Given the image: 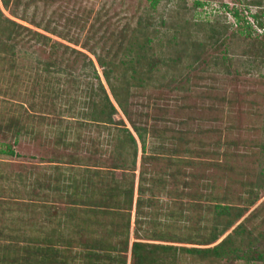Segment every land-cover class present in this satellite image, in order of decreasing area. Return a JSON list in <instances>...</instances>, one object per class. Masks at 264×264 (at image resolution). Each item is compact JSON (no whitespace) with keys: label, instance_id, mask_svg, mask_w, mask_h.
I'll use <instances>...</instances> for the list:
<instances>
[{"label":"rangeland","instance_id":"1","mask_svg":"<svg viewBox=\"0 0 264 264\" xmlns=\"http://www.w3.org/2000/svg\"><path fill=\"white\" fill-rule=\"evenodd\" d=\"M154 1L21 0L17 6L15 0L8 5L0 0L3 16L50 36V43L57 40L69 46L68 49L56 43L51 52L50 45L27 43V35L16 42L8 41L6 35L0 40V148L7 150L0 152V264H108L109 252L126 254L127 264H134V241L147 243L146 249L162 244L215 246L233 234L240 223H245L246 230L259 236V245H264V188L236 224L206 244L215 222L225 224L227 220L217 216L210 206L212 200L206 196L210 192L222 196L227 190L234 197V204L240 205L242 201L236 198L240 194L247 196V184L256 181L264 169V66L254 50L248 52L249 39L240 34L232 36L233 31H244L248 26L245 20L256 30L254 36L264 32L253 17L254 13L264 11V0ZM89 10L91 16L84 22L82 12ZM235 12L242 20L237 21ZM76 16L81 22L66 32L74 40L36 24L55 17L61 21L60 29L67 31L65 19ZM122 26H129L128 38L133 35L144 46H135L129 55L120 51L115 57L107 49L119 46ZM226 26L227 32L214 37L222 39L226 35L228 50L224 44L201 47L197 60L194 44L212 37L213 30L227 29ZM173 32L179 40L183 36L193 37L175 50L170 46ZM138 53L143 55L140 63L136 59ZM225 54L226 67L222 61L217 65L218 60L212 59L216 55L221 60ZM99 56L107 64L117 61V80L113 83L121 87L122 94H129L128 115L115 101ZM62 57L63 70L42 71L49 59L61 63ZM89 60L94 62L93 67L118 111L113 115V123L97 121L106 131L99 132L100 138L95 140L99 153L88 162L83 147L85 140H90V132L97 136V128L94 124L83 127L79 123L90 122L84 118L89 115L83 117L78 110L68 109H82L84 104L76 102L93 95L91 87L98 86V80H91L80 66ZM90 70L87 67L85 72ZM144 128L150 149L167 139L168 146L172 141L178 145L181 138L182 146L190 144L194 152L180 155L188 158L185 171L190 173L186 175L198 179L185 185L180 175L175 179L158 174L162 179L154 183L155 205L147 207V213L154 214L148 213L144 222L128 228L123 217L126 210L117 208L110 199L104 201L105 206L96 203L102 201V192L112 185L113 175L121 179L134 172L138 188L140 171L132 169L137 145V163L141 166L140 133ZM130 134L135 136L137 145L130 140ZM114 148L124 153L117 159L108 158L105 152L111 156ZM11 149L14 153L8 152ZM168 157L170 154L165 151V156L150 167L157 171L165 169ZM115 161L124 166L111 169ZM227 161L232 164L231 169ZM138 197L134 196L132 218L137 216ZM100 241L115 246V250H102ZM87 252L90 257L84 255ZM155 253V259H148L146 264L202 261L200 256L180 249H160ZM204 263L264 264V260L215 259Z\"/></svg>","mask_w":264,"mask_h":264},{"label":"trees","instance_id":"2","mask_svg":"<svg viewBox=\"0 0 264 264\" xmlns=\"http://www.w3.org/2000/svg\"><path fill=\"white\" fill-rule=\"evenodd\" d=\"M47 1V0H45ZM158 0L154 1V4ZM10 0H4V3L8 5ZM21 0H15V4L18 6V3H20ZM259 5H261V1H257ZM89 11H84L82 12V18L84 22H87L89 20L91 14ZM235 17L237 21L242 20V17L238 12H235ZM256 26L259 29H264V11L253 14ZM35 19V18H34ZM36 20V19H35ZM33 20V21H35ZM65 25H67L69 28L67 29H60V24L61 21L57 20V18L51 17V19H46V23L42 24L41 22H37L36 24L39 25H44L45 29L53 34H57L58 36L68 38L67 33L68 31H72L73 27L77 25L80 21L78 16L73 17V18H66L65 19ZM245 22L248 24V26L245 27L244 31H233L232 36L235 35H242L245 39H249L250 42H248L250 48L248 49V52L255 51L254 54L256 55V58H260V61L262 62L264 66V32L262 31L259 33L261 38L259 37V34H256L255 36L253 35V32L256 31L255 29L252 28V24L248 21L245 20ZM94 28V26L92 27ZM227 29L225 30H213V36L209 38H202L201 41L199 40L196 44V51L194 52V56L196 59H200L201 52L199 53V48H204V47H209L212 46L214 47H219L221 45H226L227 46V41L228 38L225 36L221 39L220 37H214L217 34H223L227 32L229 29V26H226ZM98 29V28H97ZM95 30V32L97 31ZM127 30H129V26H122V28L119 30V34H121L122 40H120L119 46L114 50V48L107 49V52L112 54L113 56H117L120 51H123L124 53L127 52L129 53L132 52V50H135V46H137V49H141L140 47L144 46L143 41L138 42V38H135V36L131 35L129 38L126 36L127 35ZM136 29L134 30L135 34ZM211 34V35H212ZM6 35L8 41H14L16 42L18 38L21 39V37L26 36V42H30L33 44H42V46L46 47V45H50V50L52 52L53 49H56V43L64 45L62 42H59L57 40L52 41L50 43V40L52 38L44 33L38 32L36 30H32V28H28L27 26H24L23 24H19L15 20H12L8 17L3 16L1 10H0V40L2 36ZM210 35V36H211ZM170 46L173 48L177 46H181L182 43H185L187 39H190L193 37V35H188V37L183 36L180 40L177 37V35L173 32L170 34ZM16 39V40H15ZM70 40H74L73 37L68 38ZM148 41L150 39L148 38ZM143 43L142 45H140ZM32 44V45H33ZM127 45V47H126ZM140 46V47H139ZM12 47H15V44H13ZM69 49V46H65ZM227 46V50H228ZM129 52H128V50ZM67 50V49H66ZM54 51V50H53ZM75 52V51H74ZM227 54L229 55L228 51ZM225 54L221 60L216 55L212 56V59L218 60L217 65L222 61L223 66L226 67V60L228 58V55ZM114 58V57H113ZM143 55L138 53V56L136 59H138V62L140 63L142 61ZM65 59V58H64ZM63 57L60 58L61 63L57 59H49L48 62L45 63V65H42V71L44 72H50V71H56V70H63L62 68V63H63ZM76 61V57L74 58ZM232 59V58H230ZM98 61L101 63V65L104 68V77L107 80L112 94L115 98V101L119 105L120 108L128 115V99L127 96L129 94H122L121 92V87L118 85L116 86L113 83V80H117V76L115 73L116 71V66H117V61L115 60H110V62L107 64L105 60L102 59L101 56L98 57ZM130 62V60H128ZM77 63V62H76ZM90 63V64H89ZM75 64V62L72 64V66ZM89 64V65H87ZM94 62L92 60H89V62L81 63V67L83 68L84 74L88 76L91 80H98V86L91 87V91L93 92V95H89L86 97V99L83 102H76L77 103H83V108L82 109H75L72 110L73 107H70L68 109V112L70 111H77L79 114H81L83 117L86 115H89V117H84L87 119H90L89 121H82L79 124H81L83 127L88 125L91 126L94 124V126L97 128L98 134L97 136H92V133L90 132L89 137L90 140H85V145L83 147V151L87 150V154H84L83 156L88 159V162L91 161V159H94L93 156L96 153H99V147L96 145L95 140L100 138L99 132L102 130L106 131L104 127H100V124L98 122H105V123H113V115H115L118 111V108L113 104L110 96L107 94L106 88L103 84L102 78L100 77V74L98 73L97 69L93 67ZM134 64H132L133 67ZM79 66V65H78ZM90 68V72H85L86 68ZM136 68V67H134ZM82 71V72H83ZM136 72V70H135ZM114 74V75H113ZM127 93L129 92V89L127 88ZM87 110V112L85 111ZM77 113V112H76ZM98 121V122H97ZM68 128H71L69 126ZM66 129L68 134L70 132L69 129ZM138 129V127H137ZM140 129V128H139ZM127 132L129 131L128 128H125ZM92 131V130H91ZM93 132V131H92ZM142 142H143V155L141 159V166H140V180H139V186H138V192H139V197L137 198V203H136V208H137V217H136V223L140 224L146 220V217H149V214L153 215V211H148L147 210L155 205V199H154V183H157L158 180H161L162 178H159L157 175L158 174H163L166 178L168 175H172L175 179L179 178L180 176L182 177V180L184 181L185 185H189L190 181L194 179L192 182L198 179L197 177H190L187 176L186 174L190 172L185 171V165L188 164V158L181 157L180 154L185 153V155H191L194 152V148L191 147L190 144L186 143L184 146L181 145V139L177 140L178 145H174V141L170 142L171 146H168L169 139L165 141L164 143L162 142L161 144H158L156 147H151L147 148V142H146V136H147V129L144 128L143 132L140 133ZM103 137V136H102ZM130 140L133 141L134 144L137 145V140L135 139V136L133 134L129 135ZM138 148V145L136 146ZM135 147V153H134V161H133V171L136 170V164H137V148ZM91 148L93 150L91 151ZM97 152H96V151ZM113 153L111 152V156L107 155L105 152V155L110 158H119L124 152L122 150H119V148H114L112 150ZM165 151H168L170 154V157H168V163H166L165 169L163 170H155L151 168V164L155 161H159L161 157L163 158L165 156ZM0 152H7V150L0 148ZM8 152L14 153V151L11 149ZM179 154V155H178ZM73 155V154H72ZM71 155V156H72ZM77 155V154H76ZM75 156V155H73ZM78 156V155H77ZM98 162V161H97ZM97 165V164H96ZM227 166L228 169H231L232 164H230V161H227ZM101 166V165H99ZM124 164L120 162H113L112 166L110 167L111 169H117V168H122ZM184 168H180V167ZM179 167V170L177 172L176 168ZM174 168V169H173ZM162 172V173H161ZM193 173V172H192ZM180 175V176H178ZM192 176V175H191ZM187 179L188 180L187 182ZM181 181V179H180ZM247 196L244 197L243 194H240L236 199H239L241 202L240 205L234 204L235 199L234 197L230 194V192L227 190L225 191V194L222 196H216L214 195V192H210L206 197L210 198L212 202L210 203V206H213V208L216 210L217 216H220L222 218L227 219L225 224H222L220 222L216 223L214 226V230L212 232V236L207 240L206 244L212 243L213 241L217 240L220 235L224 234L230 227H232L236 222L243 217L245 212L250 209V207L256 202L258 196H259V190L264 188V169L261 170V173L258 177V179L254 182H250L247 184ZM134 189H135V174L134 172H131L130 174L125 175V177L121 179H116V177L113 175L112 176V185L109 187L108 190H104L102 192L101 199L102 201L96 203L99 207L105 206V200L110 199V201H114V205L117 208H122L123 210H126V213L123 215L125 219H127L126 224L124 222V225L128 228L131 226V214H132V209H133V202H134ZM149 192V196L146 194ZM153 194V195H152ZM209 199V200H210ZM109 201V200H108ZM107 206V204H106ZM146 207V211H144V208ZM148 207V209H147ZM143 208V211H142ZM121 209V210H122ZM120 210V209H119ZM184 209H181V219H183V215L185 211ZM125 212V211H124ZM72 215L74 214V211L72 210L70 212ZM157 214V212H156ZM247 219V217L245 218ZM221 225H223L221 227ZM127 228V229H128ZM235 234H240L242 237L241 239L236 238L234 235ZM246 234V235H245ZM261 236V235H260ZM103 241V240H101ZM99 242L98 245H100V248L102 250L107 248H110V250H115V246L112 245H106L103 244V242ZM127 241V240H126ZM260 238L259 236H255L251 234L248 230H246L245 223H240L237 225L234 230L233 234H228L221 242L216 244L215 246H209V247H185V246H174L171 247L169 245H155L154 249H146L147 243L141 242V241H134L132 245V256L134 258V264H146L148 262V259H155L153 257L155 252H159L160 249L164 251H168L171 248H174L175 250H181L182 252H187L190 253L192 256H200L202 258V261L199 264H205L204 260H209L211 263L215 261V259L218 260H226V259H243L245 262H250V261H256V260H264V245H259ZM113 248V249H112ZM125 248H127L128 251V246L126 243ZM91 251V250H90ZM88 254L90 253H85L84 255L86 257H90ZM126 254H113L112 252L108 253V264H127V256ZM192 264V263H191ZM207 264V263H206Z\"/></svg>","mask_w":264,"mask_h":264},{"label":"crops","instance_id":"3","mask_svg":"<svg viewBox=\"0 0 264 264\" xmlns=\"http://www.w3.org/2000/svg\"><path fill=\"white\" fill-rule=\"evenodd\" d=\"M148 148V147H147ZM137 170H139L140 171V166H139V164L137 163V169H136V171ZM139 175V174H138ZM137 177L135 176V189H134V196H138L139 195V192H138V188H136V181H137V179H136ZM138 183H139V180H138ZM133 205H134V202H133ZM134 210H135V206H134ZM132 215H133V209H132V214H131V226L130 227H132L134 224L136 225V217L137 216H135V218H132ZM132 220L134 221L133 222V224H132ZM131 240V239H130ZM130 242V245H132V243H131V241H129ZM173 246V245H172Z\"/></svg>","mask_w":264,"mask_h":264}]
</instances>
